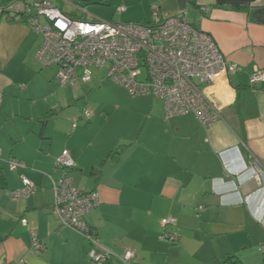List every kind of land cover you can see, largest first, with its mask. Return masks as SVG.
Segmentation results:
<instances>
[{
    "label": "crops",
    "instance_id": "1",
    "mask_svg": "<svg viewBox=\"0 0 264 264\" xmlns=\"http://www.w3.org/2000/svg\"><path fill=\"white\" fill-rule=\"evenodd\" d=\"M119 1L149 8L140 23L151 20L153 5L162 15L185 13L240 66L200 84L221 117L207 126L192 112L166 118L163 99L149 95L86 106L84 89L101 78L60 85L56 67L36 56L41 34L1 20L0 264H96L90 240L52 211L51 177L62 173L55 160L63 149L76 161L68 172L73 184L98 193L83 218L112 252L103 264H126L127 250L134 253L128 264H264V81L248 84L255 68L264 71V0ZM54 3L83 19L81 6ZM10 160L25 166L11 170ZM20 176L36 190L15 199L8 191L21 185ZM165 216L176 219L177 243L161 237ZM30 229L44 249L33 250Z\"/></svg>",
    "mask_w": 264,
    "mask_h": 264
},
{
    "label": "built area",
    "instance_id": "2",
    "mask_svg": "<svg viewBox=\"0 0 264 264\" xmlns=\"http://www.w3.org/2000/svg\"><path fill=\"white\" fill-rule=\"evenodd\" d=\"M1 20L24 23L41 34L43 41L36 56L42 64L56 67L55 79L60 85L90 83L93 70H103L105 78L125 88L132 97L162 98L166 118L192 112L204 126L221 116L219 106L200 84L212 83L240 70L238 64L224 56L212 35L192 26L185 13L162 15L154 5L151 20L137 23L74 18L55 5L54 0H7L0 4ZM262 81L264 71L255 68L248 84L255 86ZM20 86L23 88L25 84ZM91 114L88 107L83 109L84 116ZM8 163L11 170L25 166L16 160ZM75 167V159L63 149L55 160V169L62 173L51 177L52 211L61 225L90 240V261L103 264L112 252L98 242L95 228L83 218L98 205V193L83 192L73 184L68 172ZM20 181L21 185L8 194L15 199L33 195L34 183L24 176H20ZM20 222L28 225L26 218ZM160 226L162 238L178 242L173 216L160 218ZM30 233L33 250L44 249L45 244L38 240L35 230L30 229ZM259 249L264 253V244ZM133 256V251L127 250L121 260L128 264Z\"/></svg>",
    "mask_w": 264,
    "mask_h": 264
},
{
    "label": "rangeland",
    "instance_id": "3",
    "mask_svg": "<svg viewBox=\"0 0 264 264\" xmlns=\"http://www.w3.org/2000/svg\"><path fill=\"white\" fill-rule=\"evenodd\" d=\"M73 6H81L84 10L81 18L86 20H103L114 22H146L149 18V8H145V5L141 2H135L126 4L119 0H65ZM119 6L126 7L123 12H118ZM80 71V68H78ZM93 76L101 78V81H97L94 86L89 85L90 88H85L86 92L85 105L92 107L94 102H102V100H112L113 98H120L125 100V97H132L125 88L116 84L109 78L103 76V70L94 69ZM197 82V79H194ZM105 83V84H104ZM88 87V86H87ZM120 88V89H119ZM74 94L84 93L83 90H74ZM87 97V98H86ZM88 99V100H87ZM122 99L121 103L127 105ZM113 106L116 104H112ZM121 119V116H119Z\"/></svg>",
    "mask_w": 264,
    "mask_h": 264
},
{
    "label": "trees",
    "instance_id": "4",
    "mask_svg": "<svg viewBox=\"0 0 264 264\" xmlns=\"http://www.w3.org/2000/svg\"><path fill=\"white\" fill-rule=\"evenodd\" d=\"M229 259V258H228ZM231 259V258H230ZM230 261V260H229ZM224 263L226 264L227 262L224 261Z\"/></svg>",
    "mask_w": 264,
    "mask_h": 264
},
{
    "label": "water",
    "instance_id": "5",
    "mask_svg": "<svg viewBox=\"0 0 264 264\" xmlns=\"http://www.w3.org/2000/svg\"><path fill=\"white\" fill-rule=\"evenodd\" d=\"M78 7V6H77ZM79 8V7H78Z\"/></svg>",
    "mask_w": 264,
    "mask_h": 264
}]
</instances>
